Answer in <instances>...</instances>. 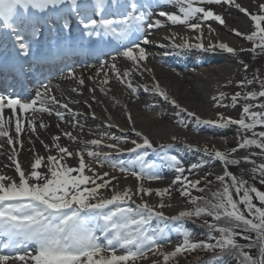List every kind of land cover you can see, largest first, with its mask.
Segmentation results:
<instances>
[{
  "label": "snow or ice",
  "instance_id": "snow-or-ice-1",
  "mask_svg": "<svg viewBox=\"0 0 264 264\" xmlns=\"http://www.w3.org/2000/svg\"><path fill=\"white\" fill-rule=\"evenodd\" d=\"M156 2L157 18L152 20L150 19L152 13L138 11L141 6L140 0H0V20L3 21V28L6 30V34L0 35V40L4 42L5 49L7 44L11 43L20 55L28 57L31 54V43L26 40L25 31L30 28L32 38L38 40L40 23L45 16L51 14L62 17L66 14H73L87 36L106 35L115 39L121 47L118 54L131 61L138 71L141 63L148 60L149 53L145 46L152 43L148 31L163 27L168 22L171 25H186L199 33L195 37L196 43L184 40L179 44L173 43L171 47L174 49H198L204 52H214L219 49L233 55L237 51L250 52L255 55L259 49V53L264 54V0L258 4V12L262 14L250 12L248 7L242 6L237 0H199L201 4L234 7L248 17L253 22L255 30L246 34L234 28L232 33L252 42L251 49H237L224 42L217 44L209 42L207 45L204 43L202 23L212 20L225 25L224 16L215 13L211 8L194 7L193 0H168L169 5L174 4L178 7L181 13L178 15L176 12L163 10L160 0ZM197 14H200L199 22L189 23L197 18ZM63 27L69 29L70 25L64 23ZM208 28L211 34L214 29L210 25ZM133 33L140 34L139 39L142 40V44L131 40ZM160 46L163 47V45ZM112 59L115 61L116 57ZM238 62L247 72L249 65L243 60ZM106 65L107 62L101 64L95 75L99 76ZM107 67L118 80L126 83L127 88L133 94L137 93L139 85H133L130 79L133 75L131 70L122 72L115 62ZM144 71H149V69L145 67L139 74L143 75ZM68 76L77 79L79 85H85L83 75L77 77L74 72H70ZM87 79L94 80V76H88ZM102 83H109L107 72L104 74ZM254 83L259 85L260 90L245 92L243 96L241 92H236L231 96L233 106L237 104L241 96L245 101L264 98V78L257 74H253L252 79L245 77L238 82V86L246 88ZM153 89H159L158 82H155L152 88L147 85L143 88L145 92ZM72 91L75 92L77 89L73 88ZM91 91L95 92V89ZM100 91L103 92L104 88L101 87ZM158 95L164 101L170 100L169 94L163 89L159 90ZM223 98H225L223 92L212 97L218 106ZM92 99H96L94 95ZM170 103L180 113L193 119L197 128L200 125L221 129L237 126L242 142L237 147H233L231 153H237L240 149L252 146L260 149L259 153L252 152L242 159L253 165V171L258 173V176L253 178L258 179L260 185H264V163L257 165L256 161L251 159L258 154L264 157V131H256L257 126L264 127V102L245 103L240 118L226 117L220 113L218 118L214 119H202L175 99H171ZM255 108L260 110H254ZM6 109L10 110L7 116L4 115ZM66 112L74 118L83 115L74 112L67 103H62L48 86H44L43 92L37 91L35 96L27 101L18 96L0 94V137H5L7 144L12 146L7 160L12 162L19 180L17 182L11 176L0 174V264H17V262L19 264H137L138 260L147 259L149 252L154 256H162L163 264H169L170 259L197 249H206L210 252L220 249L222 253L227 251L229 255L235 252L240 257L239 264H264V207H258L253 203L255 196L259 203L264 205V191L254 185H249L247 180L238 179L229 170V165H240L242 159L230 158L229 153L225 151H209L206 147L203 149L205 155L222 162L223 166V174L215 177L222 188L213 193L216 202L212 203L204 197L191 196L190 188L204 191L203 188H198L201 181L188 180L183 175L186 169L182 161L176 155L168 156V164L176 173L173 183L179 182L182 194L190 197L191 203L196 205L194 210H181L178 215L168 216L163 209L169 205L163 202V197L169 192V188L153 189L145 187L142 183L145 179L159 180L162 177L157 172L151 171L153 164L145 163V158L149 155V150L154 149V145L147 135L136 130L130 113L128 114V123L132 124L130 130L141 137L142 142L132 139L130 143L133 147L128 148L127 152L136 154V159L132 163L139 162V171H133L124 161H119L118 165L113 163L112 166L114 168L118 166L121 172H128L141 182L135 191L131 187L122 191L115 190L116 186L112 184V181L116 179L114 175L108 172L102 175L97 173L91 163L86 164L84 152H73L68 147L62 146L59 143L61 139L59 135L52 138V145L58 154H48L46 158L43 155H35L26 174V170L17 159L15 147L16 144L23 146L20 136L25 131V123H27L28 131L35 134L37 120L42 114L55 115L59 121L63 122ZM28 113L31 114L26 116L25 114ZM13 124L15 136L10 134V127ZM183 126L188 127L186 121ZM39 127L46 128L48 125L41 119ZM106 127H111V125ZM248 132H251L254 138H248L246 135ZM63 135L71 141L77 140L71 131H65ZM25 138L32 143L31 136L26 135ZM104 139L115 141L116 143L107 144V147L121 152L124 150L119 149L118 145L128 142L126 137L108 132L101 133L99 139L85 142L88 157L101 163L108 159V154L88 150L87 144L100 146ZM176 139V136L172 137L173 141ZM40 142L45 149H49L48 144L42 140ZM2 147L3 145H0V148ZM160 147L171 149L173 145L167 144ZM186 147L192 149V145H186ZM195 150L201 151L199 148ZM74 155L79 157L78 167H72L66 163V159ZM200 166V164L193 163L188 171ZM42 167L44 171H41ZM86 168L91 175L85 174ZM206 183L210 184L211 181L208 180ZM110 186L112 189L110 198L98 195L101 189H108ZM233 190L239 197V201L234 200ZM154 192L161 197L158 205H153L144 199L145 196H151ZM134 197H138L140 202L138 203ZM239 204L244 205V211L240 210ZM202 214L213 217L216 222H220L223 218L227 223V226H218L216 223L204 221V226L209 230L210 240H214L215 243L193 242L190 239V232L184 230L182 243L176 245L174 250H160V241L165 237L162 228L152 227L154 219L165 223L179 222L201 217ZM236 229L240 231L237 232ZM214 231L220 233L218 239L211 235ZM248 232L255 233V239L245 234ZM237 236L249 241L246 245L248 249L258 246L259 259H254L249 252L244 251L245 246L237 243ZM29 245H34V248L29 250ZM118 251L121 254H117ZM220 259L221 257L218 256L217 261ZM151 264H160V261L152 260Z\"/></svg>",
  "mask_w": 264,
  "mask_h": 264
},
{
  "label": "bare ground",
  "instance_id": "bare-ground-1",
  "mask_svg": "<svg viewBox=\"0 0 264 264\" xmlns=\"http://www.w3.org/2000/svg\"><path fill=\"white\" fill-rule=\"evenodd\" d=\"M237 2L241 3L242 6L248 7L249 11H256L261 0H237ZM173 8V5H170L169 11L176 12L177 14V11ZM218 14L224 16L225 25H220L216 21L202 23L201 28L204 32L202 39L204 43L207 45L209 42L213 44L224 42L230 46H235L237 49L241 48L245 39L235 36L232 33V29L235 28L246 33L252 26L251 20L234 7H229L228 5L220 6ZM151 17H153L151 18L152 20L157 18L153 14ZM209 25L214 29L211 34H209ZM136 35H138L136 36L138 39L139 33ZM198 35L199 33L197 31L188 28L186 25H171L168 22L163 27L148 31V36L152 40V43L145 46L149 56L146 62L141 63L139 71L131 61L120 56L118 50L111 56L116 57L115 61L112 58H104L103 62L95 68L75 73L77 77L80 75L85 77V85L83 86L79 85L77 79L69 77V73H65L59 78L52 80L49 85H46L52 90V93L58 99H61L62 103H67L69 108L74 112L82 113L83 115L74 118L66 112L65 120L61 122L55 115L49 116L47 113H44L37 120V132L35 134L28 131L27 123H25V131L20 136V139L23 141V146L21 147L19 144H16L15 147L17 149V159L26 170V174L30 169V163L33 162L35 155H43L46 158L48 154H58L52 145V138L53 136L59 135L61 137L59 143L62 146L68 147L70 151H83L86 164L91 163L97 173L102 175L104 172H108L110 175H114L116 179L112 181V184L116 186L115 190L122 191L131 187L135 191L141 182L137 181L128 172L121 173L117 169L118 166L115 168L112 166L113 163L118 165L119 161L125 162L126 160L124 159L126 158L131 162V157L136 154L127 152L128 148L133 147L130 141L135 139L137 142H142L141 137L130 130L132 124L128 123L129 113L132 116V122L136 130L143 135H147L153 145L161 146L172 144L177 152L185 153L188 157H192V155L200 156V152L195 149L199 148L203 150L205 145H211L214 151H219L227 141L226 139L236 138L237 132L233 129L224 130L201 125L199 132H195L192 129L195 127L193 125L195 123L194 120L186 117L184 113H180L170 103L171 99H175L183 107H186L189 111H194L202 119H214L220 106L217 105L216 101H213L212 97L218 96L220 92L226 94V90L228 91L229 87L237 81V77L242 74L238 70V58L241 56L239 51L233 55L219 49L214 52H204L198 49H174L171 47L173 43L179 44L184 40H187L189 43H196L197 40L195 37ZM134 38L135 36L132 34L131 40L134 41ZM135 42L142 44V40L140 39ZM101 43L107 44L109 42L108 40H102ZM160 45H163V47ZM105 62H107V65L115 62L122 72L131 70L133 75L130 79H132L133 85H139L137 93L133 94L127 88L126 83L118 80L107 65L100 72L99 76H96V70L100 68L101 64H105ZM184 62L191 64L181 68L182 70L179 69V65ZM87 65L91 66L90 62L85 63V67ZM145 67L149 71H144L143 75H140L139 72L143 71ZM105 72L108 74V84L102 83ZM0 75L2 76L1 73ZM88 76H94V80H88ZM155 82L159 83V89H153L147 92L143 90L145 85L152 88ZM101 87L104 88L103 92L100 91ZM73 88L77 89V91H72ZM93 88L95 92L91 91ZM160 89L165 90L169 94V101H164L158 95ZM37 91L43 92L44 86L36 88L35 93ZM35 93L25 101L33 98ZM93 95L96 98L95 100L92 99ZM225 100H227V95L220 100V104ZM9 112L10 110L6 109L4 115L7 116ZM93 114H95V118H93ZM184 115L187 118L186 120L190 119L193 123L190 125V128H184L178 124V117H184ZM41 119L48 127H39ZM77 121L79 122L78 124L76 123ZM107 125H111V127H106ZM65 131H71L77 137V140H69L63 135ZM103 132L124 136L128 139V142L118 145L119 149L124 150L123 152L114 148H108L107 144L116 142L107 139H104L100 146L87 144L88 150L108 154V159L103 160L101 163L94 158L88 157L87 150H85V142L92 139H99L100 134ZM221 132L226 137L221 136ZM10 134L15 136L14 124L10 127ZM26 135L31 136L32 143H29L25 138ZM173 136L177 137L175 141L172 140ZM41 140L49 145L50 152L49 149L43 147L40 142ZM0 145H3L0 148V174L11 176L19 182L18 174L15 172L12 162L7 160V155L12 151V146L7 144L5 137H0ZM186 145H192V149L187 148ZM152 153H156V151H152ZM250 154V151L242 149L234 157L242 159ZM251 159L255 160L257 165L263 163L257 157H251ZM78 161L79 157L76 155L66 159V163L72 167H78ZM241 164L245 167L253 166L251 163L244 162L243 159ZM126 165L133 171H137L133 163ZM222 168V164L218 163L216 169L221 170ZM41 171H44L43 167ZM85 174L91 175L87 168L85 169ZM163 174L164 176L159 180H143L142 183L145 187H151L153 189L171 188L180 184L179 182L173 183L176 175L173 171L168 169ZM73 175H76V173H73ZM111 194L112 189L110 186V190L103 196L110 198ZM166 195L167 193L163 197V202L169 206L163 209L164 213L168 216L178 215L183 205L179 200H167ZM134 199L138 203L140 202L138 197H134ZM144 199L153 205H158L161 202V197H158L155 192L151 196H145ZM175 246L176 243L171 242L167 247H161L160 250L171 251ZM28 248L31 250L34 248V245H29ZM152 260H159L161 262L163 258L159 255L154 256L150 252L147 259L142 260L141 264H151Z\"/></svg>",
  "mask_w": 264,
  "mask_h": 264
},
{
  "label": "rangeland",
  "instance_id": "rangeland-1",
  "mask_svg": "<svg viewBox=\"0 0 264 264\" xmlns=\"http://www.w3.org/2000/svg\"><path fill=\"white\" fill-rule=\"evenodd\" d=\"M165 2L166 5H168V0H162ZM151 2L153 4H156V0H151ZM142 6H145L142 4ZM193 6L194 7H206V8H211L215 13L218 14L219 12V8L220 5H207V4H201L199 2V0H193ZM173 9H175V11H178V7L176 5L173 4ZM163 10L165 11H169V7L167 8H163ZM154 11V12H153ZM151 11V13L153 15L156 16V9ZM254 14H262L259 13L258 10L256 11H250ZM178 14L180 15L181 13ZM199 16L200 14H197V18H194L193 20H191L189 23H197L199 22ZM153 17H150V19ZM212 21V20H210ZM67 24H69L68 22H66ZM254 24L252 22V26L248 29V31L246 32V34H250L252 31H254ZM253 47V43L246 41L244 42V44L242 45L241 48H246V49H251ZM243 60L245 63H247L249 65V69L247 72L244 71L242 65L238 62V70L242 73L241 75H239L237 77V81L235 83H233L228 91L226 90V94L227 95V100L223 101L222 104H220V108L218 109L217 114L214 116V118H218V114L223 113L226 117H232V118H240L242 116V107L245 103H253V104H259L261 102H264V98H258L256 101H245L242 96L243 93L245 92H249V91H259V85L258 84H253V85H249L246 88H241L238 86V82L243 80L245 77H247L248 79H252L253 78V74H257L259 75L261 78H264V54H260L259 53V49H257V54H251L250 52H244L241 53V56H239L238 61ZM236 92H241L242 96L241 98L238 100L237 104L235 106L232 105L231 103V96L233 94H235ZM221 103V102H220ZM224 105H227L226 107ZM254 110L259 111V108H255ZM187 118L185 117H178V124L181 127H184V122L186 121L188 124V127L190 128V125H192V121L186 120ZM195 127H193L192 129L195 132H199V129L201 127V125L197 128L196 124H193ZM187 127V128H188ZM185 128V127H184ZM227 129H233L237 132V126L233 125L230 126ZM225 130V129H224ZM256 131H264V127H260L257 126ZM214 133V132H213ZM223 133L221 132L220 135L223 137H226V135H222ZM219 135V136H220ZM248 138H254L252 137V133L248 132L247 134ZM227 141L223 144L222 148L219 151H225L229 153L230 158H235L234 156L241 151L242 149L238 150L237 153H231V149L233 147H237V145L242 142V136L237 132V137L233 138V139H226ZM208 148L209 151H214V148L211 145H205L204 148ZM203 148V149H204ZM175 150V147L173 146V148L171 149H166V148H162L160 146H156L154 144V149L153 150H149V155L145 158V163H151L153 164V169H151V171H155V172H159V168L162 166L160 165V161L162 163H164V165L166 167H169L168 169L173 171L175 173V171L173 169L170 168L169 164H168V160L167 157L170 156L171 154H173ZM246 150L252 152H256L259 153L260 149L256 148L255 146H252L251 148H247ZM152 151H156V153H152ZM217 151V150H216ZM200 152V156L198 155H192V157H187L185 154L184 158H180L178 157L181 161L183 166L185 167V173L183 174L184 176H186L188 178V180L190 181H195V180H200L201 184L198 186V188H203L204 191L201 192L198 189H189L191 192V196L192 197H204L205 199L211 201L212 203H215L216 200L213 196V193L217 192L218 190H220L222 188V185L220 184L219 181H217L215 179L216 175H220L223 174V168L221 170L216 169L218 167V163H221L218 160L209 158L207 155L204 154L203 150L199 151ZM142 154V153H141ZM254 157L259 158L260 160L263 161L264 163V157H262L261 155H256ZM131 162L126 158L124 160H126V164L128 163H132L133 161H135L136 159V155H133L131 157ZM190 158V159H188ZM196 163V164H200L201 166L193 169L191 171H188L189 167L191 164ZM136 166L137 171H139L140 165L139 162L134 164ZM119 170V167L117 168ZM229 170L231 172H233V174H235L238 179H244L248 181L249 185H254L255 187H257L259 190L264 191V185H260L258 182V179H254L253 177L258 176V173L253 171V166L250 167H245L244 165L240 164V165H229ZM120 171V170H119ZM147 171V169H146ZM121 172V171H120ZM121 173H125V172H121ZM209 173H211V175H209ZM159 174V173H158ZM161 177L164 176V174H159ZM118 179V178H117ZM136 179V178H135ZM148 180V179H145ZM210 180L211 183L207 184L206 181ZM149 181H156V180H149ZM230 183V181H229ZM91 187V185H89ZM110 190V187L108 189H101L98 193V195H105L107 194V191ZM233 198L234 200L239 201V197L236 195L235 191L233 190ZM166 199L167 200H179L180 203L183 205L182 210H194L195 206L194 204L191 203L190 201V197L184 196L182 194V188L181 185L179 184L176 187H171L169 188V192L166 195ZM198 203H201L200 201H198ZM253 203H255L258 207H264V205H261L258 201V199L254 196L253 198ZM239 208L240 210L244 211V205L243 204H239ZM204 218H198V217H194L192 220H190L191 222H188L187 219L183 220V221H179V222H163V221H158V220H153L152 221V227L156 228V227H160L163 229L164 232V237L165 239L160 241L161 247L169 245V243L174 242L176 243V245L181 244L182 243V232L184 230H187L190 232V239L193 242H199V241H207V242H211V243H215L214 240H210L209 237V232H207V234H202L200 233L197 229H198V225H201L203 227L204 226V221L207 220L208 222H212V223H216L218 226H227L226 221L222 218V220L220 222H216L214 221L213 217H209L207 215H204ZM245 215L247 216V212L245 211ZM186 224L189 227L187 229H185V226L180 225V224ZM206 228V227H205ZM209 231V230H208ZM237 232L240 231V229H236ZM246 235H250L253 237V239H255V233H245ZM211 235L215 236L217 239L220 237V233L219 232H212ZM237 243H239L241 246H245L244 247V251H247L251 254V256L254 259H259V248L257 247H253L251 249H248L246 247V245L249 243V241L247 240H243L241 239L239 236L236 237ZM174 250V249H173ZM208 251V250H207ZM215 251L217 252H221L220 249H216ZM190 252V251H189ZM185 252L182 255H179L176 258L170 259L169 264H171L172 262L178 261L180 264H186L187 261H190L187 255L191 254L192 252ZM210 252V251H209ZM150 253V252H149ZM148 253V254H149ZM210 253H215V252H210ZM121 254V253H120ZM219 257H221V259L219 261H217L216 259H212L208 264H239V255L238 254H231V255H220ZM192 259V258H191ZM211 259V258H209ZM192 261L194 263H192ZM190 261V263L192 264H200L201 262L203 264H206L204 259L203 260H198V261H194L192 260ZM142 260H138L137 264H141ZM160 264H163V260L160 262ZM189 264V263H188Z\"/></svg>",
  "mask_w": 264,
  "mask_h": 264
},
{
  "label": "trees",
  "instance_id": "trees-1",
  "mask_svg": "<svg viewBox=\"0 0 264 264\" xmlns=\"http://www.w3.org/2000/svg\"><path fill=\"white\" fill-rule=\"evenodd\" d=\"M202 218H204V216L202 215L201 216ZM201 217H198V218H201ZM188 222H191L190 220H188ZM210 223H212V222H210ZM227 224V223H226ZM187 227H189V226H187ZM198 227V231L200 232V233H202V234H207V232H209L208 231V229H207V227L205 228V227H203V226H201V225H198L197 226ZM239 230V229H238ZM190 252H192L191 254H189V255H187L188 256V258H190L189 260L190 261H192V260H194V261H198V260H203L204 259V261H205V263L206 264H208L212 259H216L218 256H220V255H229L228 253H227V251H225V252H217V251H214L215 253H210L209 251H207L206 249H197V250H194V251H190ZM189 252V253H190ZM233 253H235V252H233ZM232 253V254H233ZM235 254H237V253H235ZM192 258V259H191ZM209 258H211V259H209ZM190 261H187V263L186 264H192V263H194L193 261H192V263H190ZM171 264H180L178 261H175V262H172ZM200 264H203L202 262L200 263Z\"/></svg>",
  "mask_w": 264,
  "mask_h": 264
}]
</instances>
